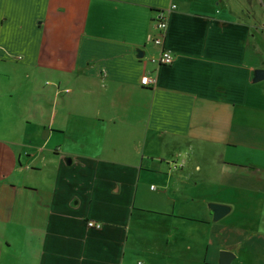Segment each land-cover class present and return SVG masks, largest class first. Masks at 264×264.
<instances>
[{
    "label": "crops",
    "instance_id": "0c3cea01",
    "mask_svg": "<svg viewBox=\"0 0 264 264\" xmlns=\"http://www.w3.org/2000/svg\"><path fill=\"white\" fill-rule=\"evenodd\" d=\"M259 69L264 0H0V264H264Z\"/></svg>",
    "mask_w": 264,
    "mask_h": 264
},
{
    "label": "built area",
    "instance_id": "2783aa9c",
    "mask_svg": "<svg viewBox=\"0 0 264 264\" xmlns=\"http://www.w3.org/2000/svg\"><path fill=\"white\" fill-rule=\"evenodd\" d=\"M176 8V6L172 7V10ZM170 13L171 9H168L167 11H162L159 12L158 16L156 19H154L153 23V33L149 35V41L154 43L155 46L159 47L161 52L157 56H152L151 57V62L154 63L156 66H161V65H172L174 62V53L170 48H167L165 46V39L167 38V33H168V25L170 21ZM142 83L145 86H150V85H156L157 83V78L154 75L151 74H146L142 78ZM90 228H100L103 226L102 223H98L96 221H89L88 222ZM138 264H142L139 262Z\"/></svg>",
    "mask_w": 264,
    "mask_h": 264
},
{
    "label": "water",
    "instance_id": "95a60500",
    "mask_svg": "<svg viewBox=\"0 0 264 264\" xmlns=\"http://www.w3.org/2000/svg\"><path fill=\"white\" fill-rule=\"evenodd\" d=\"M264 79V69H259L256 73L255 81H261ZM212 207L215 210V214L213 215V219L215 221L220 220L224 215L230 213L231 208L229 205L225 204H213ZM235 255L232 251L223 250L221 252V261L220 264H230L233 261Z\"/></svg>",
    "mask_w": 264,
    "mask_h": 264
},
{
    "label": "rangeland",
    "instance_id": "374dc122",
    "mask_svg": "<svg viewBox=\"0 0 264 264\" xmlns=\"http://www.w3.org/2000/svg\"><path fill=\"white\" fill-rule=\"evenodd\" d=\"M21 78V80H22V77H20ZM37 79V82L39 81V83L38 84H40L41 83V86L43 87V89H44V86H46V87H49L48 85L50 84V81L52 80V79H49V78H46V77H44V76H42V77H39V78H36ZM10 80H15V81H17L18 80V78L16 77V78H14L12 75H9V76H4L3 77V80H2V83H4V84H7L8 82H10ZM53 81H54V79H53ZM56 81V80H55ZM263 84H264V81H263ZM23 86V85H22ZM25 92H24V90L21 88V90L20 91H18V92H14V95H15V98H20L21 100L22 99H25L24 97H25ZM9 95H11L10 94V92H5V96H7V97H5V98H3V100L4 101H6V100H12V101H14L15 102V98H13L12 99V97H10ZM22 95V96H21ZM20 96V97H19ZM31 101V100H30ZM15 110H17L19 113H24V112H26V110H28L27 109V107H26V105H24V106H21L20 104H19V107H16L15 108Z\"/></svg>",
    "mask_w": 264,
    "mask_h": 264
}]
</instances>
